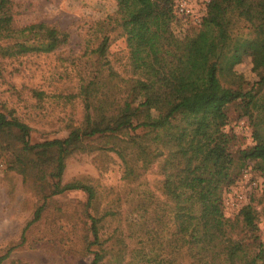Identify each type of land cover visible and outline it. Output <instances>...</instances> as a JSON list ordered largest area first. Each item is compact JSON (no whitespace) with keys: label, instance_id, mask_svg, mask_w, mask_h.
Listing matches in <instances>:
<instances>
[{"label":"trees","instance_id":"16d2710c","mask_svg":"<svg viewBox=\"0 0 264 264\" xmlns=\"http://www.w3.org/2000/svg\"><path fill=\"white\" fill-rule=\"evenodd\" d=\"M114 1L136 74L125 81L122 95L102 89L97 81L84 83L79 94L84 107L80 124L63 139L34 144L27 124L0 111V137L8 135L12 140L4 144L6 139H0V154L4 148L12 149L10 167L31 179L38 190L47 179L52 182V192L42 195L27 227L40 219L50 198L84 192L85 250L93 253L90 264H106L102 218L89 212L97 197L94 187L80 179L62 184L68 156L84 150L89 141L106 139L111 142L108 150L121 159L126 180L163 158L160 170L169 207L157 215L153 229L146 222L138 223L147 242L166 231L167 259L152 257L160 258L159 264H175L179 259L187 264H264L256 210L246 205L230 220L222 208L224 189L248 163L264 175V0H211L201 24L185 35L173 30L174 0ZM13 20L12 1L0 0V31L9 32L14 42L0 46L1 56L51 53L68 40L66 32L46 23L14 28ZM241 21L246 33L237 28ZM108 46L109 38L103 36L92 50L101 67L109 66ZM245 54L259 77L251 87H245L233 70ZM230 107H237L239 117L249 120L253 142L236 156L231 152L234 135L226 131ZM241 232L245 239L238 237ZM92 246L101 249L91 251ZM11 252L0 255V264Z\"/></svg>","mask_w":264,"mask_h":264},{"label":"rangeland","instance_id":"374dc122","mask_svg":"<svg viewBox=\"0 0 264 264\" xmlns=\"http://www.w3.org/2000/svg\"><path fill=\"white\" fill-rule=\"evenodd\" d=\"M11 1L14 28L43 22L66 32L68 40L51 53L12 58L0 55V111L27 124L33 144L63 139L82 120L84 107L79 94L84 83L100 82L102 89L118 97L124 91L121 87L125 81L136 77L125 37L118 26L116 2ZM195 28L178 19L173 24L176 35H185ZM237 28L240 33L248 31L242 21ZM103 36L109 38V66L101 67L92 50ZM12 41L9 32L0 31V46L11 45ZM252 67L251 57L245 54L233 68L242 77L245 87H251L259 79ZM108 68L113 71L111 75ZM229 115L231 122L226 131L234 135L231 152L236 156L239 151L253 146L251 127L246 117H239L237 107H230ZM0 139H6L4 144L12 141L8 140V135ZM109 147L111 142L96 139L89 141L84 150L68 156L62 184L80 179L94 187L97 197L89 212L102 218L100 235L106 264H159L160 258L167 259L166 231L160 238L147 242L138 223L146 222L153 229L157 226V215L169 207L163 193L165 175L160 170L163 158L153 160L147 170L137 169V177L126 180L121 159L108 150ZM1 151L0 255L12 249L2 264H90L93 253L85 250L87 195L69 191L50 198L40 219L27 227L34 211L42 204V195L52 192V182L47 179L38 190L31 179L10 167L15 157L13 150ZM246 205H251L258 214L257 235L264 245V175L253 168V163H248L222 193L225 219H234ZM217 224L221 226L222 221ZM238 237L245 239L242 232ZM100 249L91 247V251ZM155 255L160 258L154 260ZM175 264L187 262L179 259Z\"/></svg>","mask_w":264,"mask_h":264},{"label":"built area","instance_id":"2783aa9c","mask_svg":"<svg viewBox=\"0 0 264 264\" xmlns=\"http://www.w3.org/2000/svg\"><path fill=\"white\" fill-rule=\"evenodd\" d=\"M211 0H174L176 19L198 26Z\"/></svg>","mask_w":264,"mask_h":264}]
</instances>
